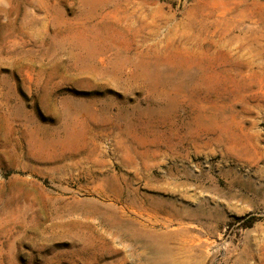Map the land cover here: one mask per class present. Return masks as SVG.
<instances>
[{
    "label": "rangeland",
    "instance_id": "obj_1",
    "mask_svg": "<svg viewBox=\"0 0 264 264\" xmlns=\"http://www.w3.org/2000/svg\"><path fill=\"white\" fill-rule=\"evenodd\" d=\"M0 264H264V0H0Z\"/></svg>",
    "mask_w": 264,
    "mask_h": 264
},
{
    "label": "trees",
    "instance_id": "obj_2",
    "mask_svg": "<svg viewBox=\"0 0 264 264\" xmlns=\"http://www.w3.org/2000/svg\"><path fill=\"white\" fill-rule=\"evenodd\" d=\"M254 224V218H249L245 223V228H251Z\"/></svg>",
    "mask_w": 264,
    "mask_h": 264
}]
</instances>
